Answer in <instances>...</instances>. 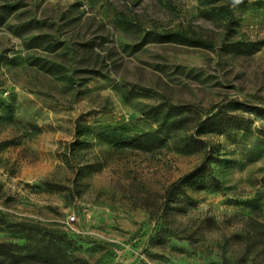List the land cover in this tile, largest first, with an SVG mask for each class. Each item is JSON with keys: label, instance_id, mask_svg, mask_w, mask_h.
Masks as SVG:
<instances>
[{"label": "rangeland", "instance_id": "obj_1", "mask_svg": "<svg viewBox=\"0 0 264 264\" xmlns=\"http://www.w3.org/2000/svg\"><path fill=\"white\" fill-rule=\"evenodd\" d=\"M36 35L60 45L26 49ZM260 41L264 0H0V244H24L27 221L63 234L71 264H264V116L229 105L264 107ZM172 105L248 130L203 137L217 183L193 180L161 217L204 153L115 144Z\"/></svg>", "mask_w": 264, "mask_h": 264}, {"label": "trees", "instance_id": "obj_2", "mask_svg": "<svg viewBox=\"0 0 264 264\" xmlns=\"http://www.w3.org/2000/svg\"><path fill=\"white\" fill-rule=\"evenodd\" d=\"M15 9L10 7L9 12ZM230 20L232 15L230 14ZM156 39L161 42H187L185 37L177 33L167 35H158ZM264 41L257 42L259 44ZM43 44H46L43 47ZM60 45L59 42H53L47 39L46 35H36L25 43V48H42L46 51H54ZM41 68L47 71L53 70L54 65L37 63ZM229 105L232 110L257 114L264 116V107L250 105L245 102L231 101ZM214 112L209 110L204 117L190 106L172 105L163 110L156 108L149 109L145 115L154 117L156 128L153 131L144 133H134L124 137L115 144V147L122 149H138L141 151H151L152 148H161L169 140H174L177 144V150L180 154L190 155L204 153L203 161L190 172L180 177L178 180L169 184L162 194V200L158 206L159 216L164 217L173 209L172 203L176 196L184 193V186L190 184L193 180L199 179L206 183H217V179L212 175L208 162L210 160V151H207V143L203 137L207 135H221L229 130H248V126L239 120L235 114L224 113L220 107ZM83 126L76 122L75 137L83 135ZM83 141L77 138L70 143L69 150H75L76 146H82ZM203 182V184L205 183ZM179 203V201H177ZM249 205L256 207L255 202ZM259 209V208H258ZM20 239L25 243L22 245L0 244V264H71L70 253L68 251L66 239L59 231L46 228L42 225L19 221L15 224ZM260 226L264 227V225ZM264 231L259 233L260 239Z\"/></svg>", "mask_w": 264, "mask_h": 264}, {"label": "built area", "instance_id": "obj_3", "mask_svg": "<svg viewBox=\"0 0 264 264\" xmlns=\"http://www.w3.org/2000/svg\"><path fill=\"white\" fill-rule=\"evenodd\" d=\"M74 217H71V219H73Z\"/></svg>", "mask_w": 264, "mask_h": 264}, {"label": "clouds", "instance_id": "obj_4", "mask_svg": "<svg viewBox=\"0 0 264 264\" xmlns=\"http://www.w3.org/2000/svg\"><path fill=\"white\" fill-rule=\"evenodd\" d=\"M238 2H239V0H238Z\"/></svg>", "mask_w": 264, "mask_h": 264}]
</instances>
